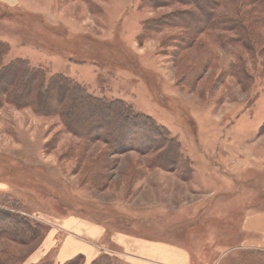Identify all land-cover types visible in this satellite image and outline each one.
I'll return each instance as SVG.
<instances>
[{
    "label": "rangeland",
    "instance_id": "1",
    "mask_svg": "<svg viewBox=\"0 0 264 264\" xmlns=\"http://www.w3.org/2000/svg\"><path fill=\"white\" fill-rule=\"evenodd\" d=\"M210 12L235 14V29H206ZM0 43L2 63L122 100L177 144L117 152L113 127L108 145L3 101L0 207L25 223L7 227L22 232L16 240L0 238V264H91L40 252L70 216L183 247L190 264H264L242 230L247 214L264 212V0H0Z\"/></svg>",
    "mask_w": 264,
    "mask_h": 264
},
{
    "label": "trees",
    "instance_id": "2",
    "mask_svg": "<svg viewBox=\"0 0 264 264\" xmlns=\"http://www.w3.org/2000/svg\"><path fill=\"white\" fill-rule=\"evenodd\" d=\"M235 16L232 14L229 18H220L215 16L214 12H210L205 27L211 31L213 29L233 31L238 23ZM6 51L5 46L0 43V105L3 101H9L19 106L21 102L20 104L32 108L40 115L56 114L77 135L81 136L79 131L87 128L85 133L87 137L103 139L108 145L111 134L107 132V128L113 127L116 138L114 137V142L110 146L117 152L127 149L152 151L163 141L172 142L173 151H177V144L163 127L157 125L150 117L136 112L122 100L95 96L72 78L62 74L49 75L45 68L31 67L23 60L4 64L2 59ZM238 70L239 73L240 69ZM2 78L6 79L5 82H2ZM255 80L256 76H253V84ZM75 109L82 111V127L78 126L79 121H75L74 115L77 113ZM101 133L106 136L102 137ZM155 135L160 136V140H157ZM24 223L23 217L4 211L0 207V238L16 240L20 230L12 232L7 227L9 225L19 227ZM110 261L111 257L103 254L91 264H105Z\"/></svg>",
    "mask_w": 264,
    "mask_h": 264
},
{
    "label": "crops",
    "instance_id": "3",
    "mask_svg": "<svg viewBox=\"0 0 264 264\" xmlns=\"http://www.w3.org/2000/svg\"><path fill=\"white\" fill-rule=\"evenodd\" d=\"M242 230L249 236L246 247L264 252V212L247 214ZM128 234H111L102 224L70 216L57 219L51 225L40 252L57 248L56 262L60 263L76 255L89 263L102 254L121 255L131 264H190L193 261V254L183 247Z\"/></svg>",
    "mask_w": 264,
    "mask_h": 264
}]
</instances>
